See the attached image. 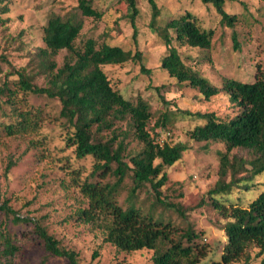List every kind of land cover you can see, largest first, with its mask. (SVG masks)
I'll return each instance as SVG.
<instances>
[{"label":"rangeland","instance_id":"obj_1","mask_svg":"<svg viewBox=\"0 0 264 264\" xmlns=\"http://www.w3.org/2000/svg\"><path fill=\"white\" fill-rule=\"evenodd\" d=\"M156 1L160 16L155 27L188 10L202 27L213 30L209 48L175 44L186 65L214 84L221 85L225 77L251 82L258 67L264 71V0H226L225 9L238 18L233 28L223 24L215 8L202 0ZM137 3L140 13L135 20V41L134 27L128 15L130 10L123 0H91L92 7L102 13L101 18L81 14L79 0H9L10 11L4 14L7 21L0 25V87L8 81L18 93L19 107L39 111L41 118L36 130L7 134L4 124L14 122L15 117L6 96H0V191L14 209L22 215L39 219L64 247L75 250L80 264H152L151 250H120L104 240L99 224L86 223L77 217L78 209L87 202L77 181L100 179L90 176L93 157L78 158L74 147L66 144L69 127L60 116L59 100L24 92L16 84L19 77L15 74L16 69L27 65L34 82L41 86L46 84L43 74H37V60L31 58L43 46V26L53 13L75 16L83 21L77 45L92 37L98 43L104 41L142 51V63L150 73H143L140 64L133 61L107 64L103 69L125 97L135 99L141 96L147 100L153 121L161 113H169L167 126L157 130L161 143L185 142L189 149L166 169L169 180L163 187L165 199L181 204L185 215L157 203L150 186L138 192L135 203L145 212L154 211L156 215L163 212L164 217L181 232L189 225L200 232L196 242L207 250L202 261L211 264L220 258L226 242L222 229L225 219L209 204L207 194L219 177V153L224 150V145L191 139L189 131L201 120L182 111H214L222 117H231L237 106L225 92L207 100L197 89L178 82L161 68L167 47L151 26L150 2L137 0ZM234 33L236 38H233ZM67 54L68 51L63 50L55 56L58 64L63 63ZM120 125L125 127V123ZM129 139V149L140 148L141 143L132 136ZM233 153L248 156L238 149ZM10 161L14 164L6 171ZM253 181L250 189H238L232 194L242 205H247L264 191V171ZM128 194L126 185L117 195L124 207L128 205ZM2 219L4 216L0 213V221ZM10 228L19 232L21 248L13 258L15 264H41L44 259V264H69L65 257L48 255L31 223L19 227L10 225ZM232 264H264V252L260 253L259 248L253 246Z\"/></svg>","mask_w":264,"mask_h":264},{"label":"trees","instance_id":"obj_2","mask_svg":"<svg viewBox=\"0 0 264 264\" xmlns=\"http://www.w3.org/2000/svg\"><path fill=\"white\" fill-rule=\"evenodd\" d=\"M129 11L133 38H137L135 20L140 13L137 0H123ZM152 7L151 26L163 39L167 53L161 59V68L180 83L197 89L209 100L225 92L237 106L231 117H222L214 111L191 113L201 120L189 131L195 141L221 142L224 150L219 153L218 179L207 194L209 204L225 219L222 229L226 235L220 258L211 264H232L243 257L249 248L258 247L264 252V191L259 192L247 205H242L232 194L238 189H250L254 179L264 171V71L258 67L251 82L225 77L216 85L192 67L186 65L175 43L193 48H209L213 30L202 27L198 19L185 11L155 27L160 16L156 0H148ZM211 4L221 16V22L234 27L237 15L225 9L226 0H202ZM81 14L101 18L102 13L91 5V0H79ZM10 11L9 0H0V25ZM83 28V21L75 16L53 13L43 26V46L32 55L37 60L45 85L34 82L28 65L16 69L17 83L24 92H31L60 101V116L66 120L69 133L66 144L74 147L78 158L92 156L91 178L77 181L86 205L77 211V217L86 223L101 226L103 238L120 250L152 251V264H204L207 250L196 242L200 232L188 226L178 228L161 212H145L135 203L138 192L150 186L155 201L166 208H173L185 215L181 204L168 201L163 187L169 180L166 169L179 161L189 145L185 142L170 144L158 140V129L167 126L169 113H161L153 121L151 107L141 96L127 98L116 88L104 71L107 64L137 62L143 73H150L142 63V51L126 49L107 42L98 43L92 37L81 45L76 44ZM236 38V34H233ZM236 42V40H235ZM137 43V42H136ZM66 50L62 64L55 56ZM0 96H6L15 121L4 124L7 134L15 135L36 130L40 126V112L22 109L17 103L18 93L4 81ZM125 123V127L120 125ZM132 136L141 146L129 149ZM245 151L248 156L233 153ZM14 162L6 167L8 171ZM75 171V170H74ZM109 177H113L110 180ZM128 186V205L119 203L117 195ZM239 200V198H238ZM0 264H15L14 256L20 250L19 232L10 228L31 223L34 232L43 241L49 256L68 259L69 264H80L78 253L64 247L39 219L22 215L14 209L0 191ZM45 259L41 264H44ZM121 264V263H117Z\"/></svg>","mask_w":264,"mask_h":264}]
</instances>
